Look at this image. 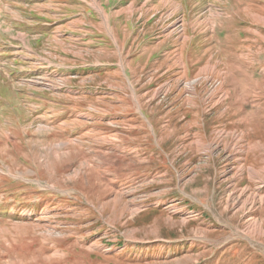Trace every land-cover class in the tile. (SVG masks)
<instances>
[{"label":"rangeland","instance_id":"374dc122","mask_svg":"<svg viewBox=\"0 0 264 264\" xmlns=\"http://www.w3.org/2000/svg\"><path fill=\"white\" fill-rule=\"evenodd\" d=\"M232 262L264 264V0H0V264Z\"/></svg>","mask_w":264,"mask_h":264},{"label":"crops","instance_id":"0c3cea01","mask_svg":"<svg viewBox=\"0 0 264 264\" xmlns=\"http://www.w3.org/2000/svg\"><path fill=\"white\" fill-rule=\"evenodd\" d=\"M243 250H244V248H243ZM246 250H247V249H245V250L243 251V253H245ZM233 260H234V259H233ZM237 260H238V258H237ZM234 262H235V261H234ZM234 262H232V264H235ZM238 264H241V263H238ZM243 264H249V262H243Z\"/></svg>","mask_w":264,"mask_h":264}]
</instances>
